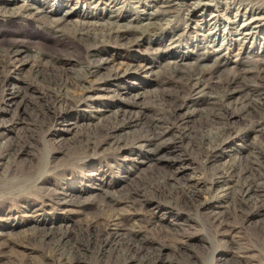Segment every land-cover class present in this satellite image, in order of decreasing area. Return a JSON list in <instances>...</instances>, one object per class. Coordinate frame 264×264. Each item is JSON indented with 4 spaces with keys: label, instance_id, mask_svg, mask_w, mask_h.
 Segmentation results:
<instances>
[{
    "label": "bare ground",
    "instance_id": "1",
    "mask_svg": "<svg viewBox=\"0 0 264 264\" xmlns=\"http://www.w3.org/2000/svg\"><path fill=\"white\" fill-rule=\"evenodd\" d=\"M36 1L0 0V15L8 22L23 17L29 22H39L46 34L54 39L66 38L69 46L84 48L88 60L79 68H70L65 59L51 56L44 50L30 53L20 46L0 48L1 91L7 89L11 72L22 71L26 63L32 64L33 68V77L23 78L21 85L10 92L12 97H20V100L10 106L12 110L18 109L11 119L17 125L15 134L0 139V197L19 192L33 182L36 190L45 192L49 210H65L72 206L71 209L83 219L70 229L64 224L56 225L57 222L32 225L33 230L20 242L32 244L39 258L22 256L13 264H198L196 250L203 247L198 241L202 238L191 232L167 231L163 237L168 244L156 246L130 228H143L152 223L156 214L153 209L157 205L177 207L189 214L208 209L212 232L215 236L228 237L230 242L229 248L220 252L221 256L211 258V264H255L253 252L260 250L264 253V220L254 234L246 235L242 241L236 240L235 235L251 218L261 216L264 219V144L225 165L214 166L213 162L222 156L215 153L232 133L239 136L254 132L264 140V59H251L241 71L226 79L214 80L224 59L215 64H204L209 58L204 53L205 56L198 57L195 64H190L184 62L186 54H181L171 61L167 74L159 77L160 88L150 93L148 100H130L120 95L116 99L121 104L105 102L103 108L111 115L96 117V124L86 123L70 138H58L56 143L61 157L73 152L92 157L100 150L128 148L140 154L144 147H149L146 151L153 152L148 156L155 163L153 170L145 177H129L124 186L102 176L94 184L98 192L89 196L71 194L59 190L55 183L44 180L45 177L39 178L42 165L33 164L37 131L53 119L63 121L61 123L68 132L78 128L76 123L67 120L73 111L102 98L101 94L110 91L111 82L124 80L149 68L131 61L108 68L111 60L105 46L132 48L145 42L154 43L163 46L156 51L166 56L174 47V36L178 33H163L166 27L154 21L139 23L121 16L102 18L87 11H81V16L106 20L85 18L72 23V10H63L59 4L54 9H47L50 0H43L45 3ZM99 1L95 0L96 4ZM244 1L249 5L252 0H242L241 5L245 4ZM13 3L16 4L9 6ZM152 4L160 14L184 15L185 18L206 10L205 4L199 0H153ZM263 10L262 4L238 8V13L246 21L245 30H253L252 37L264 30ZM48 11L55 15H49ZM257 22L260 24L254 25ZM214 30L213 26L207 28L209 33ZM246 38L247 34L240 33L236 40ZM155 66H160L159 61L152 63L151 71ZM102 69L107 72L99 74ZM130 89L121 87L125 94ZM237 94L243 95L244 106L238 111L229 110L225 101ZM30 95L31 101L27 99ZM198 95L209 106L197 113L188 111V103L199 99ZM10 108H5V113H10ZM234 116L243 121L242 125L232 122ZM132 127L134 132H130ZM178 140L187 141L186 147L194 156L191 158L202 170L210 169L209 177L201 172L195 178H180L176 171H156L160 168L156 161L163 157L161 152L171 150ZM176 161L166 159L170 165ZM207 182L210 186L204 190ZM202 192L208 197L201 199ZM212 198H216L218 204L210 203ZM29 213L26 219L20 218L23 223L33 222L34 214ZM11 218L8 214L7 220ZM14 218L17 224H21L18 218ZM166 246L172 249L174 258L165 260L162 257ZM2 247L0 253L10 249L12 244L6 242ZM90 256L92 262H88Z\"/></svg>",
    "mask_w": 264,
    "mask_h": 264
},
{
    "label": "rangeland",
    "instance_id": "2",
    "mask_svg": "<svg viewBox=\"0 0 264 264\" xmlns=\"http://www.w3.org/2000/svg\"><path fill=\"white\" fill-rule=\"evenodd\" d=\"M131 1L117 0L109 3V0H100L96 4L95 0H50V3L46 5L47 9H54L59 4L63 6L61 8L63 10H72L74 12L70 16L72 23H78V21L85 20V18H95L81 16V11H87L95 15H101L102 18L121 16L124 19H131L139 23L154 21L166 27L163 33H178V35L174 36V47L167 52L166 56L157 53L156 48H163V46L154 43L145 42L132 48L105 46L104 48L107 49L111 60L108 68L120 67L122 63H127L128 61L149 68L143 69L134 75H129L124 80L111 82L108 86L110 91L101 94L102 98L98 101L87 102L81 109L73 111L67 117V120L76 123L78 128L68 132L61 123L63 121L53 119L49 121L47 126L37 131L34 142L33 164H41L43 171L39 178L45 177L44 180L55 183L59 190L68 191L71 194L89 196L91 193L98 192L97 185L94 186V184L99 177L104 176L115 182H120V185L124 186V184L128 183L129 177H145L153 170L155 163L151 160L152 158L148 159V156L153 152L146 151L149 147H144L145 151L143 150L140 154H135L133 149L128 148L104 150L102 152L100 150L92 157H83V154L78 152L69 153L61 157L56 142L60 137H72L76 131L84 128L86 123L96 124L98 122L96 117L111 115L112 113L105 112L103 105L121 104V101L116 99L120 95L130 100L134 98L148 100L150 93L158 90V87L160 88L158 79L162 75L167 74L172 65L171 61L175 57L186 54L184 62L195 64L198 57L202 54L205 56V53L209 58L203 63L209 65L215 64L219 59H224V64L217 70L214 80L226 79L239 72V70L241 71L251 59L256 57L264 59V30L252 37L253 30L249 28L245 30L246 21L238 13L239 7H256L261 4L264 6V0H252L249 5L245 1V4L241 5L242 0H199L206 5H204L206 10L195 14L192 18H185L184 15L160 14L154 8V4H152L153 0ZM36 2L43 3L44 1L37 0ZM17 3V5L20 4L19 2ZM14 4L16 3L9 4V6ZM47 13L51 16L55 15L53 11H48ZM102 18H95L94 20H106ZM259 24L260 22L254 23L256 26ZM209 26L215 27V30L211 33L207 31ZM240 33L247 34V38L248 36L249 38L236 40ZM66 40V38H62L58 41L50 34H46L39 22H29L24 17L8 22L6 17L0 15V48L20 46L27 49L30 53L38 49L44 50L45 53L51 56L65 59L68 67L79 68L81 64L86 63L88 60L87 52L84 48L79 49L72 45L69 46ZM68 47L69 50H66ZM155 61H159L160 66H155V70L151 71L152 63ZM105 72H107V69H102L99 74H104ZM11 74L12 77L8 80L7 89L0 90V139L12 137L16 132L17 125L11 119L12 114H15L18 109L12 110L13 108H10V106L13 104L12 102L17 99L20 100V97H12L10 92L21 85L23 78L27 76H29L27 77L28 79L31 76L33 77L32 64L26 63L22 71L11 72ZM124 86L131 88L128 94L121 90V87ZM29 97L32 98V96L27 97L29 101L33 100V98ZM198 97L199 99L190 100L187 106L188 111L197 113L209 106L205 100H200L202 98L200 95ZM243 98L242 94L233 95L227 98L225 106L229 110L238 111L244 106ZM123 106L125 107V103ZM5 108H10L11 112L5 113ZM232 120L234 124L242 125L243 121L238 117L234 116ZM134 130L135 128L132 127L130 132H134ZM235 134L232 133L227 137L224 144L215 153L222 156L214 160V166H222L233 162L235 158H238L237 156L241 158L247 156L248 150L264 144L263 137L254 132L239 136ZM186 146V140H178L176 146L172 147L171 150L161 152L163 157L160 161H156L157 166H160L156 171L160 173L176 171L180 178L191 179L202 173L209 177L211 175L210 169L202 170L199 164L191 158L194 157L193 153H190ZM172 158L177 161L171 165L167 164L166 159L170 160ZM28 184L29 186L19 192L0 197V250L6 242L12 244L10 249L0 253V264H13L17 258L22 256L39 258L38 251L32 244H22L20 242L27 233L33 230L32 225L36 223L43 224L45 221L48 223L57 222L56 225L64 224L66 229H70L78 225L83 219L81 214L72 210V206L65 210H49L45 202L46 198L43 189L41 191L36 190L37 187L33 182ZM209 186L210 183L207 182L204 184L203 189L205 190ZM206 196L208 197L207 193L202 192L200 194L201 199H205ZM211 202L215 205L218 204L216 198H212ZM157 206L153 209L156 214L152 223L143 228L130 226L131 229L140 233L141 238L146 239L149 243L156 246L164 245V243L168 244L163 237L167 231L187 230L202 238L198 241L203 244V247H199L198 251L196 250L198 264H211L213 262L212 257L221 256L220 252H224V250L229 248L228 237L215 236L212 232V227L207 217L208 209H202L198 212L193 211L189 214L177 207ZM37 209L40 211L36 212ZM29 210L32 212L30 211L29 213ZM24 211L27 212L25 213ZM27 213L34 214L33 222L30 224L23 223L20 220V218L26 219ZM8 214L13 218H18L21 224H17L15 218L7 220ZM263 220L261 216L251 218L244 228L236 233V240L242 241L246 235L254 234ZM162 257L167 260L175 256L172 249L166 246L162 252ZM92 260L93 257L90 256L88 262H92ZM253 260L255 264H264V253L256 250L253 252Z\"/></svg>",
    "mask_w": 264,
    "mask_h": 264
}]
</instances>
